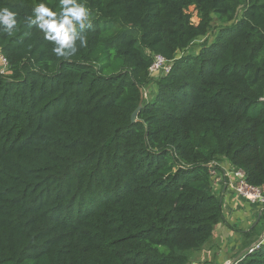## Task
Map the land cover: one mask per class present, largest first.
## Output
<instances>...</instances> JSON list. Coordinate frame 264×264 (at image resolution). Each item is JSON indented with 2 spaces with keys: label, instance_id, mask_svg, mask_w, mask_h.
I'll return each instance as SVG.
<instances>
[{
  "label": "trees",
  "instance_id": "obj_1",
  "mask_svg": "<svg viewBox=\"0 0 264 264\" xmlns=\"http://www.w3.org/2000/svg\"><path fill=\"white\" fill-rule=\"evenodd\" d=\"M38 2L0 0V264H190L224 219L209 164L264 190V0H87L69 60L26 27Z\"/></svg>",
  "mask_w": 264,
  "mask_h": 264
},
{
  "label": "clouds",
  "instance_id": "obj_2",
  "mask_svg": "<svg viewBox=\"0 0 264 264\" xmlns=\"http://www.w3.org/2000/svg\"><path fill=\"white\" fill-rule=\"evenodd\" d=\"M59 9L54 11L45 0H39L24 20L28 29L43 33L44 39L53 45L52 52L58 59L69 60L88 46L86 30L93 28V13L87 0H59ZM18 16L19 13L9 7H0V35H14Z\"/></svg>",
  "mask_w": 264,
  "mask_h": 264
},
{
  "label": "crops",
  "instance_id": "obj_3",
  "mask_svg": "<svg viewBox=\"0 0 264 264\" xmlns=\"http://www.w3.org/2000/svg\"><path fill=\"white\" fill-rule=\"evenodd\" d=\"M218 194L224 206V219L215 227L212 239L193 254L190 264H224L244 256L245 250L259 241L264 228H256L264 216V207L251 204L227 185H220ZM256 236L254 242L252 238ZM253 241V240H252Z\"/></svg>",
  "mask_w": 264,
  "mask_h": 264
},
{
  "label": "built area",
  "instance_id": "obj_4",
  "mask_svg": "<svg viewBox=\"0 0 264 264\" xmlns=\"http://www.w3.org/2000/svg\"><path fill=\"white\" fill-rule=\"evenodd\" d=\"M2 60L4 58L2 57ZM4 63L6 64L5 60ZM172 68L170 61L162 54H156L154 61L149 70L151 75H164ZM5 71V70H2ZM210 172L214 177L215 183L220 185H227L230 189L234 190L240 197L251 204H258L264 207V190L259 187L248 183L245 180V173L241 169H235L227 162L213 161L209 164ZM220 187V186H219ZM264 244V230L257 243L251 246L247 253L254 252L261 248ZM242 258V257H241ZM239 258V259H241ZM239 259L235 261L227 260L224 264H236Z\"/></svg>",
  "mask_w": 264,
  "mask_h": 264
},
{
  "label": "rangeland",
  "instance_id": "obj_5",
  "mask_svg": "<svg viewBox=\"0 0 264 264\" xmlns=\"http://www.w3.org/2000/svg\"><path fill=\"white\" fill-rule=\"evenodd\" d=\"M189 12H191V13H193V16H192V20L195 22V23H197L198 21H199V18L197 17V15H196V11H195V7L194 6H191L190 8H189ZM220 24V22H218V21H215L214 22V27L209 31V33H208V35L206 36L207 37V39L209 40V41H212L213 40V38L215 37V34H216V32H217V30H218V25ZM206 37H201L200 39H199V41H201V40H203V39H205ZM184 52V51H183ZM1 58V57H0ZM1 66V65H0ZM154 85H151V86H149V87H147L145 90H144V97L145 98H150L151 97V95L153 94V90H154ZM221 187V186H220ZM260 228H264V216L262 217V221H261V223L259 224V226L256 228V233H258L259 231H260ZM255 238H256V236H254V238H252V240H251V243L252 242H254V240H255ZM249 249V247L245 250V254L244 255H246L247 254V250ZM195 264V263H194ZM197 264H201V263H197Z\"/></svg>",
  "mask_w": 264,
  "mask_h": 264
},
{
  "label": "water",
  "instance_id": "obj_6",
  "mask_svg": "<svg viewBox=\"0 0 264 264\" xmlns=\"http://www.w3.org/2000/svg\"><path fill=\"white\" fill-rule=\"evenodd\" d=\"M141 108H142V102L139 104L137 109L133 112V114L131 116L132 122H135L137 120V116H138V113L141 110Z\"/></svg>",
  "mask_w": 264,
  "mask_h": 264
}]
</instances>
